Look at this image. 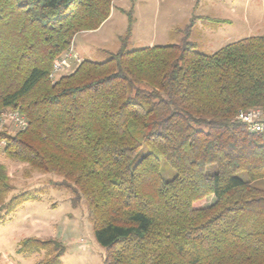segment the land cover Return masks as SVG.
Listing matches in <instances>:
<instances>
[{"label":"trees","instance_id":"obj_1","mask_svg":"<svg viewBox=\"0 0 264 264\" xmlns=\"http://www.w3.org/2000/svg\"><path fill=\"white\" fill-rule=\"evenodd\" d=\"M114 1L0 0V111L27 123L0 132L3 153L60 176L52 184L73 207L84 201L102 264H264V189L252 184L264 178V136L236 119L264 109V34L200 52L194 20L229 22L201 15L178 43L129 50L131 8L106 60L51 78L74 36L99 28ZM12 189L0 163V220L17 204L20 194L6 199ZM41 249L37 264H61L56 240L24 238L18 252Z\"/></svg>","mask_w":264,"mask_h":264},{"label":"rangeland","instance_id":"obj_2","mask_svg":"<svg viewBox=\"0 0 264 264\" xmlns=\"http://www.w3.org/2000/svg\"><path fill=\"white\" fill-rule=\"evenodd\" d=\"M131 8L129 50L178 43L192 17L201 15L229 22L194 20L189 39L197 44L196 50L200 52L213 53L230 42L264 34V0H115L109 17L99 28L74 36V52L71 45L58 58L61 59L69 51L73 53L67 61L70 65H66L60 75L70 72L78 63L77 58L104 61L109 52L116 51L118 37L128 27L126 11ZM9 112L8 109L0 111V132L14 134L17 129ZM4 145L0 144V163L6 166L13 186L6 199L20 196L16 206L0 220V264H37L42 260L46 250L30 254L18 252L19 243L28 237L60 242L65 247L61 264H102L104 249L93 237L84 201L73 207L71 193L52 184L60 176L42 173L25 162L6 157ZM146 150V147L142 148L137 157ZM213 169L214 166L208 167L209 172ZM160 172L165 180L174 176V170L164 161L160 163ZM237 176L248 179L244 171ZM252 184L264 189V178L253 180ZM213 201L214 197L209 196L203 205Z\"/></svg>","mask_w":264,"mask_h":264},{"label":"built area","instance_id":"obj_3","mask_svg":"<svg viewBox=\"0 0 264 264\" xmlns=\"http://www.w3.org/2000/svg\"><path fill=\"white\" fill-rule=\"evenodd\" d=\"M72 55L73 53L69 51L64 57L54 61L50 73L51 78H55L61 70L65 69L66 61L71 58ZM74 57L77 58L75 55ZM77 59V62H79L80 59ZM9 114L8 115L16 129H23L26 126V120L17 111H11ZM236 119L241 122L249 132L260 133L264 136V111L261 108L255 107L246 110H239L236 114ZM1 143L5 142L0 141V144Z\"/></svg>","mask_w":264,"mask_h":264},{"label":"crops","instance_id":"obj_4","mask_svg":"<svg viewBox=\"0 0 264 264\" xmlns=\"http://www.w3.org/2000/svg\"><path fill=\"white\" fill-rule=\"evenodd\" d=\"M74 50H75V43H74V41H73V44H72V51L74 52ZM75 52L77 53V51H75ZM77 54H78V53H77ZM69 60H70V58H69ZM80 60H82V58H80ZM67 61H68V59H67ZM67 61H66V65L68 66V65H70V63H68ZM75 66H76V65H74V67H75ZM69 67H70V66H69ZM74 67H73V69H74ZM66 68H67V67H66ZM73 69H72V70H73ZM72 70H71V71H72Z\"/></svg>","mask_w":264,"mask_h":264}]
</instances>
